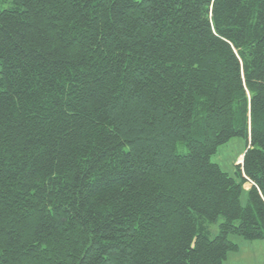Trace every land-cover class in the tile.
I'll use <instances>...</instances> for the list:
<instances>
[{
	"label": "trees",
	"instance_id": "16d2710c",
	"mask_svg": "<svg viewBox=\"0 0 264 264\" xmlns=\"http://www.w3.org/2000/svg\"><path fill=\"white\" fill-rule=\"evenodd\" d=\"M10 1L0 264H222L229 235L264 239V0ZM235 136L231 176L211 156Z\"/></svg>",
	"mask_w": 264,
	"mask_h": 264
},
{
	"label": "rangeland",
	"instance_id": "374dc122",
	"mask_svg": "<svg viewBox=\"0 0 264 264\" xmlns=\"http://www.w3.org/2000/svg\"><path fill=\"white\" fill-rule=\"evenodd\" d=\"M12 6L10 0H0V10L7 9ZM1 69V65H0ZM246 149V141L240 136H235L227 142L219 145L216 152L211 156V161L217 163L219 167L231 176H235V165L242 159ZM250 182L243 185L244 189L250 187ZM241 203H247L246 191L241 194ZM219 217L217 222L211 225L212 232L210 237H213L218 232V224L222 221ZM229 239L238 245L235 251H229L226 259L222 264H264V239L261 240H246L237 235H229Z\"/></svg>",
	"mask_w": 264,
	"mask_h": 264
},
{
	"label": "crops",
	"instance_id": "0c3cea01",
	"mask_svg": "<svg viewBox=\"0 0 264 264\" xmlns=\"http://www.w3.org/2000/svg\"><path fill=\"white\" fill-rule=\"evenodd\" d=\"M240 157H242V155Z\"/></svg>",
	"mask_w": 264,
	"mask_h": 264
}]
</instances>
